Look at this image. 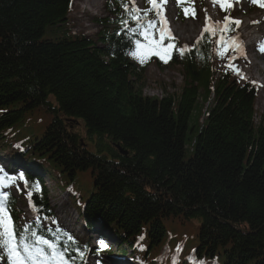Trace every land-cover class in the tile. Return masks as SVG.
<instances>
[{"label":"trees","instance_id":"trees-1","mask_svg":"<svg viewBox=\"0 0 264 264\" xmlns=\"http://www.w3.org/2000/svg\"><path fill=\"white\" fill-rule=\"evenodd\" d=\"M71 2L0 0V144L23 140L16 153L29 185L40 167L56 189L71 187L78 217L123 253L145 242L147 253L166 245L164 264L193 250L219 264H264V114L253 86L214 77L205 36L169 64L180 71L178 92L147 96L122 4L107 2L113 18L97 19L93 39L57 31ZM38 109L46 118L34 136L26 128ZM40 188L27 189L50 213L51 193ZM177 219L194 220V237L173 238L170 226L168 243Z\"/></svg>","mask_w":264,"mask_h":264},{"label":"snow or ice","instance_id":"snow-or-ice-1","mask_svg":"<svg viewBox=\"0 0 264 264\" xmlns=\"http://www.w3.org/2000/svg\"><path fill=\"white\" fill-rule=\"evenodd\" d=\"M147 2L150 7L143 10L136 6L135 0H132L131 5L122 3V7L125 9L128 18L136 22V27L128 28L129 34H138L139 37H142V39L137 38L134 41L135 47L128 55H131L134 59H138L141 64L147 62L153 55L167 63L168 59L171 58V49L173 47L171 44L167 47L162 46V42L165 39H172L167 21L166 19L163 20V23L157 29V22L147 19L149 12L155 11L157 16L162 15V0H160V2H158V0H147ZM250 2L264 7V0H250ZM213 3L214 5L219 3L221 9L225 11L233 7L232 0H213ZM181 6L183 7V5ZM184 11L186 16L195 15L194 10H189L186 7ZM129 19L121 20L125 28L128 27ZM240 23L239 20H233L229 16H225L224 23L221 24L220 22L211 21L206 15L204 29L200 37L197 38L196 45H199L201 40L204 39L205 33L210 36L219 34V38L217 39L219 47L216 49L218 55L223 56L228 50L238 51L243 55V41L239 40L238 36L228 35V33L232 32V26L235 25L238 27ZM157 31L159 32L158 40L155 38V33ZM117 34L119 35V33ZM129 43H133V41L130 40ZM194 47L195 45L193 48ZM185 51L190 52L192 49L185 45L183 49H180L181 55H183ZM260 51L264 52V43H261ZM234 58L235 57H230L229 59L231 60ZM229 66L233 67L239 74L238 69H235L231 64ZM252 83L255 84L256 82L253 81ZM5 180L9 188L14 185L17 180H21L24 182L26 188H31L35 192L41 191L39 183L36 182L29 185L23 173H19L18 176L10 175L6 168L0 167V185H2ZM26 195L30 207L35 211L36 205L32 203L33 191H28ZM12 203L13 199L10 190L0 192V259H6L7 264H73V258L66 255L65 248L45 238L43 235H40L37 231L29 229L27 225L18 228L12 217L15 211V209L11 207ZM29 233L31 240L29 239ZM68 239L75 243V238L71 235H68ZM98 246L101 250L108 247L102 240L99 242ZM76 251L79 253L80 258L83 259L84 252L80 251L79 248H77Z\"/></svg>","mask_w":264,"mask_h":264},{"label":"rangeland","instance_id":"rangeland-1","mask_svg":"<svg viewBox=\"0 0 264 264\" xmlns=\"http://www.w3.org/2000/svg\"><path fill=\"white\" fill-rule=\"evenodd\" d=\"M104 1L105 0H73L71 12H69V16H68L69 21L67 22L66 27H68V29H70L73 32H83L84 34L95 38L96 36L94 33L99 31L100 28V26L95 25V19L104 16H109L105 10ZM135 1L136 3L140 4L141 0H135ZM210 1L211 0H194L192 2L193 4L192 7L194 8L195 15L191 17H184L183 19H180L177 16L174 5L172 7H168L170 3L168 5H165L163 11L164 10L166 11V13L164 11V14L167 21V26L168 28H170L171 31V36L176 38L182 46L185 45L189 46L192 40L195 38V36L199 34L200 31L204 28L205 25L203 26V22L201 21L200 16H202L203 13L207 11ZM220 11L222 12V16H214V17L211 16V21H216L220 18H224V16L228 14L230 17L238 19L241 22L240 25L242 26V23L243 25H245L246 23L245 22L246 15L251 14L252 12H258L256 17L259 16V18L262 19L260 24H264V9L261 8L258 4H253L249 1H247V4L244 8H237L233 11L231 9L228 11L221 9ZM169 15H171V18L169 17ZM170 19H172V21ZM189 24L192 26L191 29H188V31L184 33H180L179 30L176 28V25L189 27L188 26ZM47 31L48 33H46L45 36L48 35L50 37H55V36L59 37L62 33L59 32L53 35V33H55L56 31L55 29L53 30L48 29ZM136 61L139 62L138 59H136ZM222 63L227 67L231 68L236 76L250 80H256L257 82H260L256 95V100L254 101L255 102L254 109L256 111L257 116H259L260 114H264V78L262 77V74L260 72L259 64H258L259 71L257 72V74H252L253 76H251L250 73L253 72H245L242 70H239V74H238L233 67L229 66L230 63H227L224 60V57L222 59ZM143 82H145V85L143 87V92L147 96L158 97V98L162 97L165 94L177 93L182 83L178 66H175L173 68L161 69L152 63L146 66L144 69ZM38 112L43 113V115L39 113H35L31 121L30 122L28 121L27 123L28 125L26 128L29 134L34 136H37L41 132L43 124L40 121L42 120V118H46L44 114L46 112L44 110L40 109ZM53 174L55 173L53 172ZM45 175L46 174H43V176ZM48 182H50V180ZM56 183L57 184H55L54 180L53 182L46 183L47 189L51 193V194L48 193V195L53 196V198L56 197V200H53V202L51 201V203H54L55 205L54 204L53 205L56 206L55 212L57 214V219L60 222L67 224V226L70 228L68 221L76 220L77 215L74 207L67 199L66 195L62 193V189L60 190L56 189L57 185L59 186V183L58 182ZM86 194L84 193L85 196ZM25 200L26 197L22 195L19 197V201H18V203L20 204L19 206L23 212L27 210V205ZM78 226L79 227L77 228L82 227L81 225ZM170 226L173 227L176 230V232H180V233L190 231L191 233L195 234V230H196L194 220L184 221V219H177L174 220L171 223V225H169L168 229H170ZM71 227L73 228V226ZM73 230L77 231L75 228H73L72 231Z\"/></svg>","mask_w":264,"mask_h":264},{"label":"bare ground","instance_id":"bare-ground-1","mask_svg":"<svg viewBox=\"0 0 264 264\" xmlns=\"http://www.w3.org/2000/svg\"><path fill=\"white\" fill-rule=\"evenodd\" d=\"M219 12H220V10H218V9L215 10L214 7H211L210 9H207V11H205L202 16H200V19H201L202 22H204L205 21V18H206V15H207V17H209L207 13H209V15H216ZM169 17L171 18V15H169ZM249 18H250V16H248L247 19H249ZM247 19H245V20L247 21ZM254 19H256V17ZM170 20L172 21V19H170ZM255 24H257V22H255ZM247 25H248V21H247V24L245 23L244 28L236 35V36L239 37V40H241V41H243V39L248 38V36H250L248 34L249 31L247 30V28H248ZM188 26L189 27H185V26L183 27L181 25L180 26H177L176 25V28L179 30L180 33H184L186 31H188V29H191V27H192L190 24ZM261 43H262V41L259 39V40H256L254 42V45L256 47H258L259 44L261 45ZM255 50H256V48H255ZM255 50L252 51L251 53H247V55H243V56H241L240 55V52H238V51L228 50L227 51L226 59H228L229 63H232V65L234 67H237L236 69H238V70L242 69L244 71L253 72L252 74H257V72H258L257 64L253 61V55H254L253 52H255ZM263 54H264V52H263ZM230 57H235V58L230 60L229 59ZM234 80L236 81L237 79L235 78ZM47 178L48 179H47V181H45V183H50V182H48L49 181V178H50L49 174H47ZM70 190H71V187L67 188L65 191H70ZM50 208L53 210L54 205H50ZM49 217H50L49 212L43 213L42 218L48 219ZM79 230L82 233V235H83V233H86L87 232V229L86 228H82V229H79ZM84 231H86V232H84ZM89 234H92V233L89 232ZM175 237H176V235H173V238H175ZM47 238L49 240H51V241H54V239L50 235H48ZM99 239H101V237ZM91 241H92V243H94L95 242V239H92ZM159 247H160V250L162 252H164L165 254H167L168 248L166 246H163L162 245V246H159ZM164 255H161V256H164Z\"/></svg>","mask_w":264,"mask_h":264},{"label":"water","instance_id":"water-1","mask_svg":"<svg viewBox=\"0 0 264 264\" xmlns=\"http://www.w3.org/2000/svg\"><path fill=\"white\" fill-rule=\"evenodd\" d=\"M120 152L125 154V151L120 150Z\"/></svg>","mask_w":264,"mask_h":264}]
</instances>
